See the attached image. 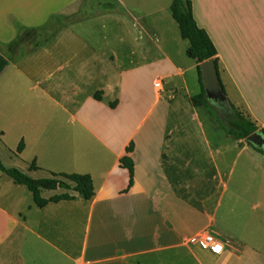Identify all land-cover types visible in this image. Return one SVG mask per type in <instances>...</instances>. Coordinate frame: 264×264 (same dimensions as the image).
<instances>
[{"label":"crops","instance_id":"1","mask_svg":"<svg viewBox=\"0 0 264 264\" xmlns=\"http://www.w3.org/2000/svg\"><path fill=\"white\" fill-rule=\"evenodd\" d=\"M141 1L118 0L130 18L127 30L134 44L126 55L131 65L118 74L105 72L95 90L101 91V99L93 98L109 109L108 126L114 124L118 131L87 138L93 143V150L87 153L84 137L74 136L61 147L64 156L76 166V172L91 174L95 195L87 200L73 190L43 189L44 198L69 193L76 199L39 207L27 186L15 183L0 171V264H230L233 258L241 262L247 254V243L242 242L240 250L232 247V236L224 233L219 213L222 198L229 190L228 177L238 166L237 157L247 154L259 161L260 151L228 134L207 135L195 122L184 129L187 121L175 117L179 96L168 94L173 84L178 89L180 86L164 83L165 77L184 75L169 49L171 40L167 32L176 28L174 22L178 25L170 8L172 0ZM190 1L198 26L207 31L217 48L219 75L228 98L259 128H264V91L260 92L264 90L261 14L247 0H240L234 10L215 14L204 6L197 14V1ZM75 43L86 45L83 41ZM79 52L61 60L59 70L68 68L74 59L80 67L98 61H119L114 48L105 56H82ZM55 53L51 48L47 57L51 60ZM147 53L165 65L158 68L161 76L153 80L154 104L138 123L132 124V115L126 110L131 108L138 113V103L129 101L120 91L124 76H134L137 58L142 59ZM192 67L197 70L198 94L201 85L196 61ZM157 80L162 81L161 88L155 86ZM184 92L187 101L195 95ZM186 106L197 109L192 104ZM71 121L83 124L76 116ZM131 141L134 183L129 187L130 173L120 167L119 160ZM25 149L26 146L22 152ZM230 152L236 154L235 162L224 166L220 159ZM0 158L6 162L1 150ZM36 165L38 169L31 170L29 166L28 172L35 174L40 169L37 162ZM53 173L63 172L51 170L50 176ZM207 184V194H198L197 188ZM213 199L214 205L207 209V203ZM207 235L217 241V250L201 245Z\"/></svg>","mask_w":264,"mask_h":264},{"label":"rangeland","instance_id":"2","mask_svg":"<svg viewBox=\"0 0 264 264\" xmlns=\"http://www.w3.org/2000/svg\"><path fill=\"white\" fill-rule=\"evenodd\" d=\"M196 1L197 14L204 6L219 14L234 10L240 0ZM247 1L261 14L259 23L264 26V0ZM129 19L118 0H0V53L9 61L0 74V141L3 142V145L0 142V150L5 163H13L15 166L11 167L34 178L50 177L51 170L79 173L74 170L72 160L63 154L64 142L74 136L84 137L87 153L93 150V143L87 138L118 131L114 124L108 126L109 109L98 105L93 98L105 72L118 74L131 65L126 55L134 44L127 30ZM174 24L176 28L167 32L171 40L169 49L184 75L165 77L164 83H177L183 89L173 84L168 93L179 96L175 117L187 121L184 129L195 122L203 133L225 137L227 108L222 111L216 103L221 117L218 124L204 108L186 106L191 103L184 91L195 95L199 91L197 70L192 67L195 61L186 53L189 43L181 37L176 22ZM77 41L86 45L76 46ZM51 48L56 55L50 60L47 51ZM113 48L119 57L116 63L98 61L80 67L82 65L74 59L68 68L61 71L58 68L61 60L78 50L82 56H105ZM158 61L147 53L142 59L137 58L134 76L126 74L123 78L120 92L139 107L138 113L130 111L131 108L126 110L132 115V124L138 123L155 102L153 80L161 76L158 68L165 65ZM73 116L83 124L73 123ZM22 139L26 149L20 154L17 147ZM258 154L259 161L247 154L237 157L238 166L232 176L229 175V190L222 198L219 219L224 233L232 236V247L240 250L244 242L251 248L241 262L233 258L230 264H264V154L263 151ZM235 157L236 154L230 152L220 160L224 166H232ZM34 159L40 165L35 174L28 172ZM209 187L210 184L199 186L198 194H207ZM218 195L217 192L216 199ZM215 200L207 203V209H211Z\"/></svg>","mask_w":264,"mask_h":264},{"label":"trees","instance_id":"3","mask_svg":"<svg viewBox=\"0 0 264 264\" xmlns=\"http://www.w3.org/2000/svg\"><path fill=\"white\" fill-rule=\"evenodd\" d=\"M171 12L173 18L177 21L180 33L183 39L189 42L186 50L187 55L197 62V69L199 73V82L201 91L190 98L191 104L196 108H204L206 112L218 124L221 123L220 111L216 108V103L205 97V89L202 82V72L200 63L203 61L214 58L217 68L219 70L218 51L207 31L200 28L194 18L192 3L190 0H172ZM9 65V61L0 54V74ZM223 91L226 93L225 88L221 82ZM95 99H101V91L95 93ZM231 110L228 111L225 107L219 106L220 110L226 111L227 125L223 128L226 133L238 140H245L250 134L260 130L264 134V128H259L252 119L245 116L230 100ZM114 103L112 107H114ZM219 112V114H218ZM248 143V142H247ZM251 145L250 143H248ZM24 140L22 139L17 147V153H21L24 149ZM252 146V145H251ZM254 147V146H253ZM255 148V147H254ZM256 149V148H255ZM134 150V142L131 141L126 147V154L119 160V165L122 168L128 169L130 173L129 187L134 183V160L130 156ZM261 152V150H259ZM31 170L38 169L36 160H33L30 165ZM0 171L10 176L15 183L23 184L33 193L35 203L39 207H45L50 202H58L60 200H73L76 199L75 195L63 193L44 198L41 195L43 189L55 190L63 188L66 190L76 191L85 199H91L95 195V186L93 178L89 173H53L50 177L34 178L22 172L15 167H7L0 158ZM67 180L74 183L71 185Z\"/></svg>","mask_w":264,"mask_h":264},{"label":"water","instance_id":"4","mask_svg":"<svg viewBox=\"0 0 264 264\" xmlns=\"http://www.w3.org/2000/svg\"><path fill=\"white\" fill-rule=\"evenodd\" d=\"M202 72V82L205 89V97L220 106L231 110L229 98L223 91L219 70L214 58L207 59L200 63ZM256 149L263 151L264 154V135L260 130L250 134L246 139Z\"/></svg>","mask_w":264,"mask_h":264},{"label":"built area","instance_id":"5","mask_svg":"<svg viewBox=\"0 0 264 264\" xmlns=\"http://www.w3.org/2000/svg\"><path fill=\"white\" fill-rule=\"evenodd\" d=\"M155 86L157 88H161L162 86V81L161 80H157L155 82ZM201 245L205 248H209L211 250H217L218 246H217V241L214 239V237L212 235H207L205 236L204 240L201 241Z\"/></svg>","mask_w":264,"mask_h":264},{"label":"flooded vegetation","instance_id":"6","mask_svg":"<svg viewBox=\"0 0 264 264\" xmlns=\"http://www.w3.org/2000/svg\"><path fill=\"white\" fill-rule=\"evenodd\" d=\"M221 107H223V106H221ZM264 135V134H263Z\"/></svg>","mask_w":264,"mask_h":264}]
</instances>
